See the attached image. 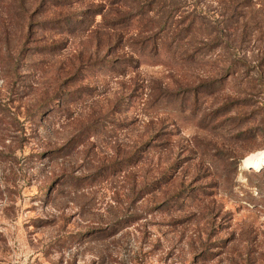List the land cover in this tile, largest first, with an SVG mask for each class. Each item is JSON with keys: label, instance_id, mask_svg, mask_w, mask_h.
<instances>
[{"label": "rangeland", "instance_id": "374dc122", "mask_svg": "<svg viewBox=\"0 0 264 264\" xmlns=\"http://www.w3.org/2000/svg\"><path fill=\"white\" fill-rule=\"evenodd\" d=\"M262 152L264 0H0V264H264Z\"/></svg>", "mask_w": 264, "mask_h": 264}, {"label": "bare ground", "instance_id": "6f19581e", "mask_svg": "<svg viewBox=\"0 0 264 264\" xmlns=\"http://www.w3.org/2000/svg\"><path fill=\"white\" fill-rule=\"evenodd\" d=\"M262 164H264V152L256 155V156H251L250 158H247L243 166L244 168H252V169H258Z\"/></svg>", "mask_w": 264, "mask_h": 264}, {"label": "trees", "instance_id": "16d2710c", "mask_svg": "<svg viewBox=\"0 0 264 264\" xmlns=\"http://www.w3.org/2000/svg\"><path fill=\"white\" fill-rule=\"evenodd\" d=\"M239 2H240V1H239ZM239 2H238V3H239ZM235 5L237 6V3H236ZM235 5H234V6H235Z\"/></svg>", "mask_w": 264, "mask_h": 264}]
</instances>
